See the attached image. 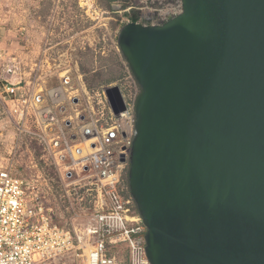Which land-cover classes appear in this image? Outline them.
<instances>
[{"label":"water","instance_id":"1","mask_svg":"<svg viewBox=\"0 0 264 264\" xmlns=\"http://www.w3.org/2000/svg\"><path fill=\"white\" fill-rule=\"evenodd\" d=\"M117 39L141 88L128 182L150 263L264 264V0H183Z\"/></svg>","mask_w":264,"mask_h":264},{"label":"built area","instance_id":"2","mask_svg":"<svg viewBox=\"0 0 264 264\" xmlns=\"http://www.w3.org/2000/svg\"><path fill=\"white\" fill-rule=\"evenodd\" d=\"M182 11L183 0H130L122 23L161 25ZM44 73L1 91L9 97L17 140L9 155L18 154L23 138L38 142L45 163L57 169L60 198L73 208V218L86 221L61 225L51 203L54 184L40 174L16 175L15 157L2 160L0 264H151L146 227L128 182L141 92L128 63L121 78L96 89L82 82L74 87L69 69ZM56 76L59 83L50 85ZM112 85L119 86L126 104L118 115L106 94ZM31 164L24 166L38 168Z\"/></svg>","mask_w":264,"mask_h":264},{"label":"rangeland","instance_id":"3","mask_svg":"<svg viewBox=\"0 0 264 264\" xmlns=\"http://www.w3.org/2000/svg\"><path fill=\"white\" fill-rule=\"evenodd\" d=\"M129 3L130 0H0V161L10 163L15 157L16 175L40 174L54 184L51 203L64 226L84 222L86 217L73 218V208L60 198L57 169L45 163L38 142L23 138L18 154L9 155L17 140L11 105L6 103L9 97L1 91L22 79L24 83L30 81L42 71L57 74L69 69L74 87L82 82L94 89L105 85V80L121 78L126 60L117 49V38ZM110 4L120 6L111 10ZM57 79H49L48 83H56ZM31 163L38 164V168L24 166ZM44 188L48 189L46 184ZM119 255L126 259L124 252Z\"/></svg>","mask_w":264,"mask_h":264},{"label":"trees","instance_id":"4","mask_svg":"<svg viewBox=\"0 0 264 264\" xmlns=\"http://www.w3.org/2000/svg\"><path fill=\"white\" fill-rule=\"evenodd\" d=\"M109 7H110L111 10H114V6H113V4H110ZM133 18L135 19V16H133ZM112 82H114V80H111V79H109V80H105V83H106V84H110V83H112ZM89 88H90V89H94L93 86H90ZM57 180H58V177H57ZM57 180H56V184H57ZM60 224L63 225L61 222H60Z\"/></svg>","mask_w":264,"mask_h":264},{"label":"crops","instance_id":"5","mask_svg":"<svg viewBox=\"0 0 264 264\" xmlns=\"http://www.w3.org/2000/svg\"><path fill=\"white\" fill-rule=\"evenodd\" d=\"M56 81V80H55ZM115 82V81H114ZM59 83V80L57 79V81H56V83H50V84H54V85H56V84H58Z\"/></svg>","mask_w":264,"mask_h":264}]
</instances>
